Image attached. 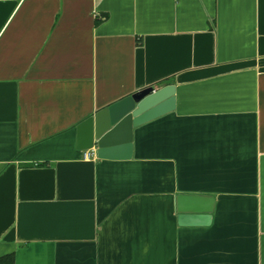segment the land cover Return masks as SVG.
Here are the masks:
<instances>
[{"label":"crops","instance_id":"crops-1","mask_svg":"<svg viewBox=\"0 0 264 264\" xmlns=\"http://www.w3.org/2000/svg\"><path fill=\"white\" fill-rule=\"evenodd\" d=\"M169 84L176 109L134 129L131 159L84 158L80 123ZM180 195L200 196L201 212L182 215ZM10 254L264 264V0H0Z\"/></svg>","mask_w":264,"mask_h":264},{"label":"water","instance_id":"water-1","mask_svg":"<svg viewBox=\"0 0 264 264\" xmlns=\"http://www.w3.org/2000/svg\"><path fill=\"white\" fill-rule=\"evenodd\" d=\"M175 109L173 84L139 90L80 123L76 147L83 151L96 149L100 159L129 160L133 155L134 129ZM200 201V196L180 195L178 210L182 215H196L202 209Z\"/></svg>","mask_w":264,"mask_h":264},{"label":"trees","instance_id":"trees-1","mask_svg":"<svg viewBox=\"0 0 264 264\" xmlns=\"http://www.w3.org/2000/svg\"><path fill=\"white\" fill-rule=\"evenodd\" d=\"M15 258L13 254L6 255L2 258H0V264H14Z\"/></svg>","mask_w":264,"mask_h":264},{"label":"built area","instance_id":"built-area-1","mask_svg":"<svg viewBox=\"0 0 264 264\" xmlns=\"http://www.w3.org/2000/svg\"><path fill=\"white\" fill-rule=\"evenodd\" d=\"M94 155V153H92L90 150H88V151H86L85 153H84V158H90L91 156H93Z\"/></svg>","mask_w":264,"mask_h":264}]
</instances>
